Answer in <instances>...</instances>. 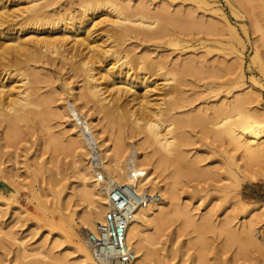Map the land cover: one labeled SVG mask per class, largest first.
<instances>
[{
  "label": "rangeland",
  "instance_id": "1",
  "mask_svg": "<svg viewBox=\"0 0 264 264\" xmlns=\"http://www.w3.org/2000/svg\"><path fill=\"white\" fill-rule=\"evenodd\" d=\"M5 1L8 15L0 23L1 31L15 32L16 29L22 39L35 35L59 39L60 49L69 51L72 33L63 27L71 22L66 17L76 15L83 0ZM114 1L130 6L132 14L143 5L149 10L147 16L153 23L143 31L138 29L140 26L129 25L134 29L118 38L113 33L114 27L104 21L105 15L99 16L103 11L98 10V13L91 8L87 14L99 16L91 27L94 38L108 37L102 44L130 58L126 68L133 66L135 60H152L170 72L167 75L169 86L152 91V99L155 98L156 103L176 102L171 116H161L160 120L163 125L170 122L172 135L180 144V153L186 161L193 162L196 169L193 174L183 170L180 181L174 185L177 205L170 206L156 250L182 251L191 264H264V170L256 160L240 158V152L232 150L230 143L213 136L211 125L207 126L206 122L208 115L217 112L220 102L230 101L234 94L239 93V96L244 91V94H253L263 105L264 71L259 68L262 60L258 59V63L251 56L255 46L264 54V43L257 39V33L246 31L248 23L242 18L243 9L234 1L232 5L225 0ZM32 3L46 16L54 17L36 23L33 20L23 22L27 12L22 11ZM216 5L221 11L213 13L210 8L214 10ZM62 13L64 20L56 22L57 14ZM165 14L177 19L166 21L157 30ZM223 16L229 28L236 32V40L230 38ZM8 38L7 35L0 38L3 45L0 52L9 42ZM14 56L12 51L0 55V64H5L2 70L0 66V81L5 86L17 85L27 80L24 79L26 75L30 79L31 72L36 73L37 80L34 88L26 84L31 96L25 110L31 112L18 121L13 131L0 117V264H19L20 252L30 260H39L48 251L52 253L51 264H59L55 258L59 253L73 264V246L57 227L59 217L61 213L76 210L75 221H79L77 215L82 216L89 206L78 197L82 182L75 162L77 157L66 149L74 128L68 130L71 128L69 118L63 114L66 101L85 92V80L72 69L70 62L74 58L64 59L59 54L41 50L31 60L29 55H17L21 64L15 67L7 61ZM113 58H106V62ZM4 71L9 76L5 75L2 80ZM129 72L135 71L130 69ZM153 79L159 82L162 77L149 78ZM170 88L175 89L172 94L162 95ZM238 89L242 91L235 92ZM108 91L102 95L104 105L111 106L116 96L127 100L128 107L134 105L130 92ZM41 99L46 103L39 102ZM77 104L95 119L100 138L112 132L126 135L127 144L143 142L142 134L128 135L134 126L127 118L117 115L109 119L93 100L83 96L78 98ZM159 106L165 107L164 104ZM141 151H150L155 160L164 155L163 150L153 145ZM83 159L86 162L87 155ZM172 169L173 166L158 169L152 176L164 182ZM77 233L78 237L86 236ZM197 256L199 258L194 261Z\"/></svg>",
  "mask_w": 264,
  "mask_h": 264
},
{
  "label": "bare ground",
  "instance_id": "2",
  "mask_svg": "<svg viewBox=\"0 0 264 264\" xmlns=\"http://www.w3.org/2000/svg\"><path fill=\"white\" fill-rule=\"evenodd\" d=\"M32 1L34 0L30 2ZM225 1L229 5H232L233 1L239 3L238 7L243 9L242 18L243 20L246 19L244 21L248 23L246 31L248 33L250 31L252 34L257 33V39L264 43V0ZM5 2V0H0V23L8 15ZM205 4L207 3L205 2ZM35 5L32 3L23 9L22 12H27L23 22L33 20L36 23L40 19H52L51 17H54V15L46 16ZM79 7L80 9L76 15L71 14L66 17L71 22H66L63 27L72 33L70 35L71 45L68 47L69 51L67 52L63 48L60 49L62 43H59V39L37 37V35L22 39L16 29L15 32L0 30V38L5 35L9 36V42L6 47H3L0 55L9 51L15 54L14 58L7 59L8 63L12 64L11 66L16 67L21 64V61L17 59V55H29L31 60L34 59L35 55H39L41 50H46L50 53H56V55L59 54L64 59L74 58L71 60L70 65L85 80V92L81 96L80 94H76L74 98L72 96V101H66L68 105H65L63 114V116L66 115L69 118L71 128L68 130L74 128V131H71L72 137L68 141L66 149L73 154L75 153L77 157L75 162L78 163V171L82 182L78 197L81 198L80 200L87 202L89 206L82 216L77 215L79 221H75L76 210H72L70 213H61L59 217L60 225L57 227L63 230L64 236L68 238L73 246V259L75 261L73 264H112L106 260H97L93 257L86 236L88 232L93 230L94 222L100 220L105 212L107 188L119 184H134L137 189L148 188V190H154L159 195V199L155 203L137 209L128 223L126 241L134 253L131 264H191L189 262L190 258L182 251L166 249L164 252H159L155 248L161 237V232L167 224L166 215L171 211L170 206L177 205L175 203L174 185L180 181V177L184 173L183 170L187 169L189 174L196 173L193 162L186 161L180 153L178 149L180 144L178 145L177 139L172 135V130L169 127L170 122L163 125L164 122L160 120L161 116H171V111L175 109L176 102L163 101L162 103H156L157 100L154 97L152 99V91H158L166 85L169 86L168 81L170 78L168 79L167 75L170 72L166 71L159 62L152 60H135L134 67L129 66L126 68L130 58H126V55L116 54L110 46L105 48L102 43H106L108 37L103 40L96 39L93 35L94 31L91 29L96 24L95 18L105 15L103 17L104 21L114 27L113 33L121 38L134 29L130 28L129 25L140 26L141 28L138 29L141 31L151 26L153 20L147 16L150 12L141 5L140 10L132 14L133 11L130 10V6L117 4L114 0H83L80 1ZM91 8L103 12L99 16H92L91 13L87 14V11ZM212 9L210 8V11H213V13L221 11V8L217 5L214 10ZM175 19L177 18L168 14L161 16V22L159 21L157 30L162 28L166 21L171 22ZM54 20L56 22L63 21V13L57 14ZM223 21L228 26L230 38L236 40V32L233 28H229L228 21L224 16ZM83 23H87L86 27L80 29ZM126 23H128V26H126ZM12 30L14 29L12 28ZM106 33L109 37L111 36L109 31H106ZM2 46L0 43V47ZM254 49L251 59L262 60L259 68L261 70L262 67L264 71V54H260L256 46ZM109 57L114 58L106 62V58ZM0 66L2 70L5 64H0ZM130 69H134L135 72L130 73ZM1 73L0 71V75ZM5 75H7V78L9 76L4 71L1 76L2 80ZM158 75L162 77L159 82H156V79L149 80L151 76ZM29 76L30 79L26 75L24 79L27 80L17 85L5 86L0 81V117L8 123L12 131L18 121L31 112L25 110V106L30 103L31 96L26 84L34 88L37 75L31 72ZM12 81L15 82V80ZM16 82L18 81L16 80ZM262 88L264 89V85H262ZM107 90L114 93L124 90L130 92V95H132L131 100L135 101L133 104L136 107L134 105L128 107L130 106L127 103L128 101L120 100L118 96L115 97V101L111 106L104 105L105 97L102 95ZM174 91L175 89L170 88L162 95L169 96ZM241 91L242 89H238L235 92ZM69 92H72V90ZM244 92L243 94L241 92L239 96H237L239 93L234 94L232 101L220 102V106L216 109L217 112L213 110L214 112L208 115L206 122L208 121L209 124L206 125H211L213 136L221 138L223 142L226 140V143L231 144L232 150L239 151L240 158L254 159L264 170V101L261 105L253 94H244ZM82 96L86 100H93L98 107L105 111L109 119H113L117 115L124 119L127 118L134 126L128 135L142 134L143 142L137 141L136 143L130 142V144H127L125 134L123 136V134L112 132L108 136L100 138L101 133L97 132L95 119L83 112L77 104L78 98ZM39 102L46 103L45 99H41ZM153 104H155V107H152ZM161 104H164L165 107L159 106ZM132 106L134 107L132 108ZM137 111L139 112L137 113ZM161 125L164 128L161 129ZM91 142L94 145L90 147L89 143ZM151 145L164 151V155L160 160L153 159V153L150 151L140 152L141 148L145 150L146 147L148 148ZM86 155L88 160L85 162L83 158ZM169 166H173V169L166 181L160 182L155 178V175L152 176L153 173L158 172V169H168ZM98 171L104 175L105 185L98 183ZM77 232H82L86 236L78 237ZM22 248L24 249V247ZM62 254L59 253L55 256L59 260V264H72L68 263ZM51 255L52 253L48 251L43 253L42 258L39 260L37 258L30 260L26 258L28 255L20 252L18 259L20 260L19 264H36V262L51 264ZM196 258L199 257H194V261H196Z\"/></svg>",
  "mask_w": 264,
  "mask_h": 264
},
{
  "label": "built area",
  "instance_id": "3",
  "mask_svg": "<svg viewBox=\"0 0 264 264\" xmlns=\"http://www.w3.org/2000/svg\"><path fill=\"white\" fill-rule=\"evenodd\" d=\"M94 145L93 142L89 143ZM93 147V146H92ZM97 181L104 183V175L97 174ZM107 204L100 220L86 239L92 255L97 260L112 264H131L134 253L126 241V229L137 209L144 208L159 199L157 192L137 189L134 184H119L107 188Z\"/></svg>",
  "mask_w": 264,
  "mask_h": 264
}]
</instances>
